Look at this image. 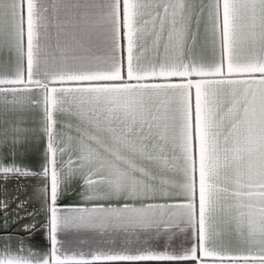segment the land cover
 I'll return each mask as SVG.
<instances>
[{
  "label": "snow or ice",
  "instance_id": "1",
  "mask_svg": "<svg viewBox=\"0 0 264 264\" xmlns=\"http://www.w3.org/2000/svg\"><path fill=\"white\" fill-rule=\"evenodd\" d=\"M0 53V176L35 180L0 264H264V0H0Z\"/></svg>",
  "mask_w": 264,
  "mask_h": 264
},
{
  "label": "crops",
  "instance_id": "2",
  "mask_svg": "<svg viewBox=\"0 0 264 264\" xmlns=\"http://www.w3.org/2000/svg\"><path fill=\"white\" fill-rule=\"evenodd\" d=\"M38 3L46 2L48 4L52 3V0H37ZM76 2V0H73ZM81 4L83 3H103V0H79ZM7 62V55L0 53V65H3ZM32 115L39 116V112H35ZM45 148V142L40 140L39 142H34L25 146V155L23 157L18 156L17 161L23 164L28 165L32 170H39L40 164L42 163V154ZM10 159V158H9ZM31 183H35L34 178H17L14 176L8 177L6 180L0 176V200L8 199L13 201L10 203L9 213L13 214V210L16 208L15 199H24L31 195ZM27 189V190H25ZM80 191L79 183H74L69 189L64 198L60 201L61 206H77L81 204L80 197L78 195ZM40 208V203L38 200H32L28 206L29 211H35ZM4 213L0 212V224L3 223ZM21 216L24 219L20 220L17 223H12L10 227L6 229L7 232H18L22 224L29 223L33 220V217L25 216L21 212ZM35 223L37 225L36 229L28 234L27 244L31 245L33 248H38L41 251L46 250L47 248V239H46V229L43 225L46 223V216L42 211L35 217ZM4 229H0V234H3ZM20 235H25L24 232L20 231ZM69 240H73V236L69 235L67 237ZM74 246V245H73Z\"/></svg>",
  "mask_w": 264,
  "mask_h": 264
}]
</instances>
